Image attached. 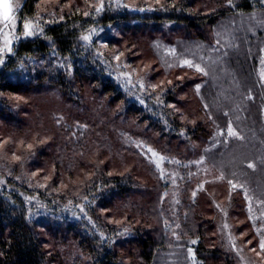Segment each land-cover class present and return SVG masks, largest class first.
Here are the masks:
<instances>
[{
  "label": "trees",
  "instance_id": "1",
  "mask_svg": "<svg viewBox=\"0 0 264 264\" xmlns=\"http://www.w3.org/2000/svg\"><path fill=\"white\" fill-rule=\"evenodd\" d=\"M100 4L24 0L15 15L19 25L39 16L43 32L18 40L0 64V264H153L179 245L199 264H238L215 202L228 203L245 245L253 232L246 202L229 181L233 174L256 188L264 178L244 167L243 146L252 142L211 149L216 127L202 95L211 103L215 95L193 91L206 76L178 65L170 69L179 78L165 79L162 60L142 53L147 40L149 48L211 45L220 20L264 12V3L103 0L97 12ZM118 61L160 82V95L132 97L116 78ZM142 145L167 157L175 176L162 179ZM79 171L85 176L73 183Z\"/></svg>",
  "mask_w": 264,
  "mask_h": 264
},
{
  "label": "rangeland",
  "instance_id": "2",
  "mask_svg": "<svg viewBox=\"0 0 264 264\" xmlns=\"http://www.w3.org/2000/svg\"><path fill=\"white\" fill-rule=\"evenodd\" d=\"M23 1L12 0L15 9L14 15L20 9ZM116 1L128 7H135V5L131 4L135 0ZM30 21L34 25L38 23L40 27L42 26V20H39V16ZM259 21H264V12L238 13L225 17L214 25L213 42L211 45L196 40H175L172 44L167 43L165 45L159 43L154 48L153 46L149 48L147 40L145 43L146 48H143L142 53L143 60L146 62L150 63L154 60V53L162 60V62L157 63L161 68L159 73L165 79L179 78L178 73L173 74L170 68L180 65V61L184 59L192 60L194 63L201 64L202 67L206 68L208 71V75H205L207 83L205 85L200 84V89L208 87L205 92L209 94L211 89L215 95L212 103L209 101L208 96V99H206L204 91L205 99L202 95L203 104L207 105L206 108L212 116L216 127L210 144L211 149L221 148L223 146L227 147L232 142H238L236 143L238 145L245 142V140H250L252 145H256L257 147L252 145L249 147L243 143L245 144L243 151L244 153L247 152V155L244 157L246 160L243 159V163L247 171L255 173L264 172V80H261L260 77V72L264 71V64L261 63L264 60V23H260ZM0 30L8 34L9 39L13 40V45L18 40L25 38L22 35L23 23L19 25L18 21L14 29L11 27L5 29L3 28V24L0 23ZM17 36L20 38L15 39ZM3 42L4 36L0 34V47L3 46ZM172 49H175L174 53L171 51ZM6 54L3 53L0 55L5 57ZM169 65L172 66L169 67ZM137 70L131 64L118 61L116 78L120 85L136 100L141 101L143 96L151 98L152 95H155L158 97L161 86L157 85H161V83L145 80V75L147 74ZM125 73L130 75L126 76L124 75ZM141 83H143V88L140 87ZM153 85L156 86L154 89L152 87ZM196 85L193 86L194 92ZM200 92L202 91H199V94ZM49 103L47 100L42 99L38 102L40 106L43 108L46 107V109H48L47 106ZM194 106V102H190L189 108H194ZM229 124L238 133V137H242V139L227 135ZM2 139L0 137V151H3L4 142H6V140L1 142ZM18 143L17 146H19ZM141 147L143 148L142 152L156 166L155 161L158 157L153 156L152 153L158 152L153 148H151L152 152H150V147L146 145H142ZM158 154L159 156H163L160 153ZM208 156L206 155V157ZM88 158L91 160L90 156ZM211 160L212 162L214 161L213 159ZM167 161L168 158L166 157L160 167L164 170L165 174L170 173L172 175L171 168H166L165 164ZM202 161L208 163L204 158H202ZM249 164H253L255 167H249ZM213 166L217 168L215 164ZM217 169L219 170V167ZM0 174L2 175L4 173ZM1 175L0 182L4 178ZM83 176L85 175L79 171L73 177V183L80 181ZM230 179L232 184L238 185L236 188H239L243 194L249 215L248 219L251 223L250 228L253 232L250 238L245 241V245L240 242L238 238L240 236L236 235L233 231V225L229 218L228 203L215 202L219 212L220 232L238 264H264V251H261L259 247L261 236L264 235V219L260 218L261 212L264 211V205L260 203L264 201V178L261 177L258 181L259 185L256 188L249 186V181L243 180L242 182L237 180L233 174ZM239 185H243V187H239ZM247 197H251V200ZM249 205H251V211H249ZM253 215L257 217L255 221L250 219ZM225 224L228 225L227 228L224 227ZM257 229H260V231L257 232ZM246 245L249 248H246ZM183 250H185L183 246L179 245L174 250L166 251L159 255L153 264H193L192 255L188 251L183 252ZM197 264L199 263L197 262Z\"/></svg>",
  "mask_w": 264,
  "mask_h": 264
},
{
  "label": "snow or ice",
  "instance_id": "3",
  "mask_svg": "<svg viewBox=\"0 0 264 264\" xmlns=\"http://www.w3.org/2000/svg\"><path fill=\"white\" fill-rule=\"evenodd\" d=\"M229 5L231 4V0H228ZM261 3H264V0H261ZM104 4H103V0H101V4L99 7L96 8L97 12H100L103 10ZM14 7H13V2L12 0H0V23L3 24V28L7 29L9 27L11 28H15L16 27V22H17V17L14 15ZM85 15H88V13H85ZM253 19H255L253 17ZM260 23H264V21H259ZM43 29L39 26V24H33L30 20H24L23 21V32L22 35L23 37L27 38V37H33V36H38L39 34H42ZM0 34H3L4 36V42H3V46L0 47V54L3 53H12L13 51V40L9 39V36L7 33H3L2 30H0ZM20 37H15V39H19ZM83 40L88 41L91 40V35H85L82 37ZM217 43H219V41H217ZM173 53L175 52V49L171 50ZM116 59H119V56L116 57ZM203 60V58H201ZM4 61V56L0 55V64H3ZM262 64H264V60L261 61ZM187 66L189 68H193L195 69L196 72L202 74V75H208V71L206 70L205 67H202L201 64L198 63H194L192 60H188V59H184L182 61H180V66ZM172 65H169V67H171ZM124 75H130L125 73ZM260 77L261 80H264V71L260 72ZM169 83H171V81H169ZM140 87L143 88V83L140 84ZM153 89L156 87L155 85L152 86ZM201 88L200 84L196 85V91L197 93H199ZM143 102V101H141ZM174 107V106H173ZM205 107H207V105H205ZM219 134H223V133H219ZM227 135L228 136H233V137H238V133L231 127V124L228 125L227 128ZM241 138L242 137H238ZM29 149L32 148V145L29 144L27 146ZM149 151L152 152V149L149 148ZM153 156L158 157V159L155 161L157 168L160 170V176L161 178H165V172L164 170L160 167L161 163L166 159V157L163 156H159L158 153L153 152L152 153ZM16 160H19L20 157L15 156L14 157ZM175 163H179V161H174ZM198 163V162H197ZM249 167H255V165L253 164H249ZM33 175H36V173H33ZM172 176L174 177L175 174H172ZM224 177L221 176L220 179H223ZM173 183H175V180H172ZM229 183L232 185V188H236L238 187V185L236 184H232L231 181H229ZM42 187L44 185H41ZM239 187H243V185H239ZM193 195H195V192L193 193ZM249 200H251V197H247ZM262 205H264V201L260 202ZM251 205H249V211H251ZM81 211H83V208H81ZM261 219H264V211L261 212ZM250 219H252L253 221H255L257 219V217L255 215L251 216ZM168 225L166 224V227ZM177 227H179V225H177ZM225 228L228 227L227 224L224 225ZM260 229H257V232H259ZM125 232H127V229H125ZM173 235H176V233H173ZM176 239L179 240L180 237L178 235H176ZM193 244L196 243L195 240L192 241ZM249 243H251V241H249ZM234 246V245H233ZM259 247L261 249V251H264V235L261 236L260 242H259ZM188 253L192 255L193 258V264H197L196 260H195V253L193 252L192 248H188ZM253 251H255V249H253Z\"/></svg>",
  "mask_w": 264,
  "mask_h": 264
}]
</instances>
